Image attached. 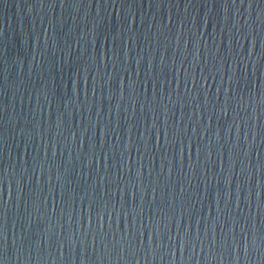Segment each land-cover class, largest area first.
I'll use <instances>...</instances> for the list:
<instances>
[{"label":"water","instance_id":"95a60500","mask_svg":"<svg viewBox=\"0 0 264 264\" xmlns=\"http://www.w3.org/2000/svg\"><path fill=\"white\" fill-rule=\"evenodd\" d=\"M0 211V264H264V0H0Z\"/></svg>","mask_w":264,"mask_h":264},{"label":"snow or ice","instance_id":"6c2138e0","mask_svg":"<svg viewBox=\"0 0 264 264\" xmlns=\"http://www.w3.org/2000/svg\"><path fill=\"white\" fill-rule=\"evenodd\" d=\"M47 93V90L45 89L44 90V94H46ZM33 204L35 205V201H33ZM3 216V212L2 211H0V217H2ZM3 247V236H2V233H0V248H2ZM121 251H122V249H121Z\"/></svg>","mask_w":264,"mask_h":264}]
</instances>
